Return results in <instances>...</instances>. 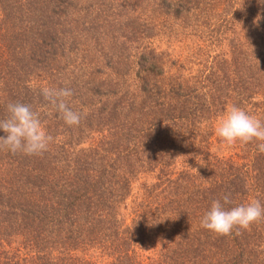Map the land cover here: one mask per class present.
<instances>
[{"label":"trees","instance_id":"trees-1","mask_svg":"<svg viewBox=\"0 0 264 264\" xmlns=\"http://www.w3.org/2000/svg\"><path fill=\"white\" fill-rule=\"evenodd\" d=\"M65 84L79 126L39 93ZM17 101L54 142L0 150V264H264V220L200 224L264 205L259 142L214 131L230 104L264 120V0H0V119Z\"/></svg>","mask_w":264,"mask_h":264},{"label":"clouds","instance_id":"clouds-1","mask_svg":"<svg viewBox=\"0 0 264 264\" xmlns=\"http://www.w3.org/2000/svg\"><path fill=\"white\" fill-rule=\"evenodd\" d=\"M44 100L59 114L69 127L79 126L83 118L80 111L73 110L69 98L74 90L65 86L39 87ZM6 116L0 119V150L11 154L42 157L50 151L54 142L53 136L47 131L41 113L32 105L22 102H9ZM215 135L226 146L246 144L257 141L258 150L264 153V120L249 114L243 108L230 104L218 117L215 124ZM232 205L231 193H225L220 199L213 200L210 208L203 214L201 227L220 236H228L233 230H247L253 224L264 220V205L258 199L246 203ZM230 206V207H229Z\"/></svg>","mask_w":264,"mask_h":264},{"label":"rangeland","instance_id":"rangeland-1","mask_svg":"<svg viewBox=\"0 0 264 264\" xmlns=\"http://www.w3.org/2000/svg\"><path fill=\"white\" fill-rule=\"evenodd\" d=\"M162 47H163V49H165V48L168 47V44H167L166 42H164V43L162 44ZM148 179H149V178H148L147 176H146V177H143V178H142V181L136 185V187H135V189H134V196H135L136 192H138L139 188L142 187V184H143L144 182L148 181Z\"/></svg>","mask_w":264,"mask_h":264}]
</instances>
